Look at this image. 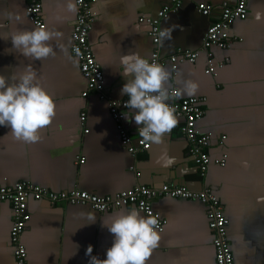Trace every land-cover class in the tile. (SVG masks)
I'll return each instance as SVG.
<instances>
[{
    "label": "crops",
    "instance_id": "crops-1",
    "mask_svg": "<svg viewBox=\"0 0 264 264\" xmlns=\"http://www.w3.org/2000/svg\"><path fill=\"white\" fill-rule=\"evenodd\" d=\"M41 1L46 26L62 34L52 41L56 55L32 61L17 51L11 42L12 33L37 26L26 15L28 0H0V75L11 81L13 74L31 63L54 97L57 115L43 130L42 141L35 144L14 140L10 127L0 126V186L30 181L54 191L78 188L98 195L135 185L159 188L165 183L195 191L209 189L228 219L234 263L264 264V0H248L247 18L233 22L230 33L241 40H234L228 49H213L215 61L229 57L215 75L204 72L203 53L194 63H178L175 70L168 57L179 47H201L204 33L223 3L234 5L236 0H182L180 8L162 20V29L171 34V39L160 43L161 64L170 72L168 87L182 88L187 80L199 84L196 96H205L206 102L197 130L211 135L207 150L212 159L228 154L225 166L211 163L205 175L188 152L181 117L162 144H151L135 154L123 147L107 101L95 92L82 96L86 79L71 52L76 13L67 11V0ZM199 2L213 4L211 16L198 11ZM171 3L93 1L95 20L89 42L103 70L108 95L128 98L121 95L126 80L120 57L136 52L149 58L155 48L149 25L139 22V16H156ZM83 111L86 120L81 123ZM132 111L127 109L126 125L135 142L140 126L134 119L129 121ZM223 135L226 137L220 144ZM81 157L85 158L82 163ZM152 204L168 223L147 264H216L214 234L206 213L209 201L161 196ZM132 208L141 210L128 205L101 212L89 204H52L29 197L30 219L22 234L26 264H89V246L93 247L92 255L106 259L114 236L104 221ZM12 221L11 203L0 200V264H16L10 239Z\"/></svg>",
    "mask_w": 264,
    "mask_h": 264
},
{
    "label": "built area",
    "instance_id": "built-area-1",
    "mask_svg": "<svg viewBox=\"0 0 264 264\" xmlns=\"http://www.w3.org/2000/svg\"><path fill=\"white\" fill-rule=\"evenodd\" d=\"M94 0H82L77 4L78 11L74 19L71 32V52L78 59L82 75L86 79V88L82 96L86 97L91 92H95L99 98L108 103L109 112L115 122L119 133L120 141L130 153L135 154L139 150L148 149L150 143H142V137L134 142L130 131L126 125L127 108L125 107L126 99H116L105 92L104 73L100 63L96 59L91 44L89 42V32L95 20V13L92 9ZM182 0H172L171 4L163 6L156 16H139L138 21L149 25V35L152 38L155 48L148 58L150 62L154 59L161 64L159 33L162 31V20L171 12L180 8ZM198 11L206 16H211L213 4L209 2H199ZM41 0H28L26 15L29 20L37 27L41 24L46 25L42 14ZM248 0H236L234 5L223 3L220 14L211 22L203 36L201 47L196 50L183 49L179 47L168 57L171 67L175 70L178 63H194L203 53L206 57V74H217L218 67H222L228 60L226 56L223 60L215 61L214 48L228 49L236 38L230 33L233 22L237 19H246L248 16ZM79 49L81 55L75 54V49ZM171 89H176L172 87ZM206 102L205 96H186L175 98L169 103L175 107L177 117H181V133L188 140V152L202 175H205L209 165L214 163L218 166H225L228 154L224 153L220 157L212 159L207 150L211 135L201 133L197 130V122L204 115L205 109L203 104ZM81 123L86 120V112L83 111L80 116ZM88 131V129H86ZM225 135L222 136L219 143L223 144ZM85 158L81 157L79 162H84ZM169 196L176 198H185L192 200L209 201L210 207L207 209V218L209 228L214 234L215 261L216 264H235L233 252L227 235L228 219L223 213L222 206L218 198L212 194L209 189L195 191L184 185H175L165 183L159 188L149 187L146 185H135L129 189L118 191L114 194L98 195L87 190L78 188L62 191H54L48 187L32 183L30 181H16L14 184L0 186V200L9 201L13 210V221L11 226V243L13 245L16 264H26L27 251L22 241V234L30 219V213L27 209L28 198L46 199L50 203L68 202L72 204H89L98 211H109L122 206L135 205L147 215L149 212L159 214L153 209V200L157 197ZM160 217L161 232L164 231L168 220Z\"/></svg>",
    "mask_w": 264,
    "mask_h": 264
},
{
    "label": "clouds",
    "instance_id": "clouds-1",
    "mask_svg": "<svg viewBox=\"0 0 264 264\" xmlns=\"http://www.w3.org/2000/svg\"><path fill=\"white\" fill-rule=\"evenodd\" d=\"M80 2L82 0H67V11L76 13ZM61 35L41 24L32 30L17 29L10 38L13 47L24 57L44 61L56 55L52 41L60 39ZM159 39H171L168 29L160 31ZM75 54L81 55L78 48ZM120 64L126 80L121 95L128 97L125 107L135 110L133 117H128L129 121L134 119L140 126L138 134L142 143L162 144L179 122L176 109L169 101L185 93L195 96L199 84L187 80L182 88H169V70L136 52L122 55ZM56 115L55 99L40 82L38 71L31 63L22 72L13 74L11 81L0 75V126L10 127L9 135L14 140L27 144L41 142L43 130L53 123ZM104 226L113 234V244L107 250L106 259L92 255L93 247L89 246L86 251L91 257L89 264H147L161 241L160 217L152 212L145 216L141 210L132 208L127 213L114 214L109 222L104 221Z\"/></svg>",
    "mask_w": 264,
    "mask_h": 264
}]
</instances>
